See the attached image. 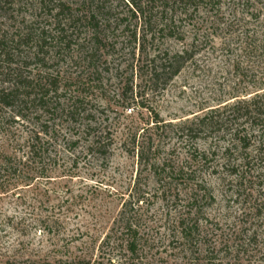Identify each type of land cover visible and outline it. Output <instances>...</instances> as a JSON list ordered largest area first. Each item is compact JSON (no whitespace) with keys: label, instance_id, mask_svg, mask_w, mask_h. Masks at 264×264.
I'll list each match as a JSON object with an SVG mask.
<instances>
[{"label":"rangeland","instance_id":"374dc122","mask_svg":"<svg viewBox=\"0 0 264 264\" xmlns=\"http://www.w3.org/2000/svg\"><path fill=\"white\" fill-rule=\"evenodd\" d=\"M106 1L117 14L128 11L124 0ZM221 4L218 16L203 5L186 12L182 11L184 6L179 9L178 5L165 12L154 10V16L174 22L173 36L161 37L156 45L175 53L195 42L200 51L195 57L197 66L189 64L164 89L161 84L154 86L149 82V59L140 56L139 46L121 33L113 40L116 51L111 53L109 71L103 75L104 87L110 90L107 98L88 89L86 64L76 45L60 55L50 52L44 70L41 65L30 68L33 76L55 78L62 90L59 94L63 95L52 105L58 109L54 114L53 107L32 108L24 111L25 120L16 117L21 109L0 105V155L21 157L41 129L49 130V135L40 136L50 142L49 153L41 152L32 162L24 159L18 174L0 175V264H61L69 257L85 254L97 260L103 238L134 189L141 169L132 146L124 145L128 134L144 127L155 114L165 124L176 126L233 103L234 97L244 95L245 88L249 93L256 91L249 78L253 70L264 72V0H223ZM176 26L180 32L177 40ZM130 29H137L138 37L147 31L136 21H132ZM76 40L74 36L73 41ZM254 43L256 55L244 58V48L253 51ZM132 65L137 67L134 72ZM129 78L132 92L119 96ZM4 80L0 75V89ZM76 94L89 102L84 107L85 116L93 118L96 129L110 133L112 142L107 155L87 154L84 141L76 147L72 145L71 140L82 131L85 122L74 123L65 115ZM169 130L172 129L161 135L160 144L176 166L185 164L195 149L213 147L221 156L222 147H226L223 135L207 143L192 141L186 146ZM192 171H196L194 179L189 183L177 180L166 202L150 200V225L164 226L166 212L170 213L167 221L176 218L177 223L190 210L194 186L205 185L213 201L206 200L203 205L201 218H207L208 224L202 220V228L207 235L212 224L216 248L221 252L214 264H264V208L260 212L253 210L263 202L257 192L258 183L237 180L226 171L212 174L207 168L194 165ZM141 180L153 196L155 181L149 180L148 173H143ZM254 234L256 244L249 241ZM223 241H227V247ZM203 250L201 245L184 246L176 233V241L157 243L151 252L157 264H205L204 256L199 255Z\"/></svg>","mask_w":264,"mask_h":264},{"label":"trees","instance_id":"16d2710c","mask_svg":"<svg viewBox=\"0 0 264 264\" xmlns=\"http://www.w3.org/2000/svg\"><path fill=\"white\" fill-rule=\"evenodd\" d=\"M124 1L128 11L117 14L116 9L106 0H0V75L5 79L4 86L0 89V105L6 109H21V112L16 113V117L24 120L27 117L23 114L26 110H48L53 107L57 98L63 95L59 94L62 90L58 81L52 79V76H33L29 70L36 65L45 68L48 66L47 56L50 52L56 51L55 54L60 55L75 45L83 54L82 60L86 64L88 89H91V92L97 90L100 97L107 98L110 90L104 87L103 75L109 71L108 60L111 53L116 51L113 40L118 33L127 36V40L133 39L135 45L139 46L140 56L149 59V82L154 86L161 84L164 89L189 64L197 66L195 57L200 51L195 42L182 50H176L175 53L156 45L161 37L173 36L171 32L174 22L170 20L169 23L162 20V16H154V10L162 9L161 11L165 12L171 6L178 5L179 9L184 6L182 11L186 12L188 8L203 5L208 12L212 11L218 16L223 0ZM242 3L245 4V1ZM132 21H136L147 31L138 37L137 29H130ZM178 30L176 26V40L180 37ZM74 36L76 41H73ZM256 44L254 43L252 48L254 52L244 48V58L246 55L252 58L256 55ZM260 47L258 46V51ZM130 67L132 72L137 69L135 65ZM132 75L134 77L135 74ZM245 77L248 78L247 75ZM249 79L256 91L249 93L245 88L244 95L241 98L234 97L236 100L233 103L225 104L176 126L165 124L155 114L144 127L130 132L124 145L132 146L133 155L141 169L134 189L123 201L112 228L103 238L99 248L100 256L97 260L88 258L86 254L69 257L61 264H157L151 252L153 247L162 241H176V233L184 246L204 247L205 250L199 255L204 256L205 264L217 263L216 257L221 252L216 248L214 241L215 230H212L210 224L211 230L205 235L201 223L204 220L205 224H208L207 218H201L205 201H213L205 185L194 186L195 191L190 195V210L180 216L177 223L176 218L172 222L167 221L170 213L166 212L164 226H151L152 219L148 216V208L150 200L160 199L166 202L177 180L187 183L193 180L196 174V171H192L193 165L207 168L212 174L226 171L229 176L243 182L249 181L253 185L257 182V192L263 202L253 210L260 212L264 208V72L253 70ZM129 80L131 81V78L125 81L119 96L132 92ZM78 94L72 98L73 105L66 109L65 114L69 121L74 123L85 120L82 131L71 140L72 145L76 147L84 141L87 154L92 157L98 154L107 155V149L112 142L111 135L106 130H97L93 118L90 115L85 116L84 107L89 102ZM52 109L53 114L58 111L57 106ZM169 128L172 129L169 131L176 134L179 142H185L186 146L192 141L207 143L218 135H223L226 147H222L221 156L213 147L212 150L195 149L186 157L185 164L176 166V162L172 157L169 159L160 144L161 135L167 133ZM39 133L33 140L34 144L29 143L27 151L21 152V157L18 154L0 155V175L18 174L17 170L24 159L32 162L41 152L49 153L50 142H45L40 136L49 135V130L41 129ZM143 173H148L149 180L152 178L155 181L156 192L153 196L145 189L147 183H142ZM161 230L165 231V234L161 233ZM152 234L157 236V240L153 239ZM249 241L256 244V234L252 235ZM222 245L227 247V241H223Z\"/></svg>","mask_w":264,"mask_h":264}]
</instances>
